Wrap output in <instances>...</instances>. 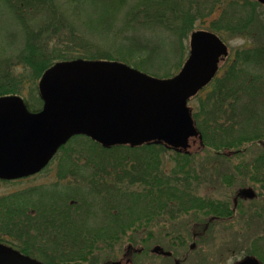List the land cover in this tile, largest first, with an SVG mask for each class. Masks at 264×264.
<instances>
[{"label": "trees", "instance_id": "trees-1", "mask_svg": "<svg viewBox=\"0 0 264 264\" xmlns=\"http://www.w3.org/2000/svg\"><path fill=\"white\" fill-rule=\"evenodd\" d=\"M10 1L15 2L13 6L16 8L14 13L18 20L15 22L17 30L12 32L4 30L0 36L16 40L19 36L22 41L19 47L22 48L18 56L11 57L7 53L13 51H7L15 44L11 46L9 44L7 53L0 54V96L19 94L20 89L17 88L21 84L36 83L43 72L56 61L75 58L119 60L141 66L146 58L151 57L153 50L148 41L137 40L136 32H139V29L156 27L166 30L172 37L179 31L178 24L181 21H187V24H190V17H192L188 9L186 7L184 9L185 0H175L176 2L171 0ZM225 2L226 4L231 3L229 0ZM225 2L218 4L223 5ZM211 3L212 7L209 10H212L214 6V2ZM235 4L238 6L221 10L220 19L215 21L217 23L213 24V28L218 32L225 30V33H231L227 36L229 38L248 32L250 36L253 35L254 39L256 38V41L251 45L236 48L234 63L225 66L222 77L216 78L211 87L206 89L207 96L200 100L194 110V118L202 136L203 148L208 153L204 161L198 164L192 161L188 164L189 154L176 153L174 158L177 157V164H181L180 169L178 172L171 170L170 174L166 175V171L162 168L163 164L157 157L167 149L164 145L152 143L137 147L115 146L105 149L91 140L77 138L63 147L67 150L71 148L79 150L78 155L71 151L77 163L72 166V169L90 174V177L98 176L101 187L107 191L105 194L108 199H99L100 205L97 208L89 206L90 202H88V207L81 204L76 207L79 204L67 205L65 202L69 200V197L62 196L57 209L52 205L53 201L47 202L46 208L39 209L36 205L34 206L37 200H31L34 201L32 203L27 198V205L22 209L20 204L25 198L22 194L12 195L15 197L13 201L0 203V226L1 228L3 224L7 226L4 232L0 229V234L4 233L10 238L13 236L20 243L14 244L1 235L0 241L12 244L24 253L40 256L43 261L50 264H84V261L97 264L105 254L102 250L115 248L125 236L126 229L133 226V223L125 225L123 216L116 214L120 204L109 210L105 209L103 202H118L111 189H116L122 196H126L128 189L134 183L142 182L144 183L143 190L135 193L141 202H146L149 207L148 198L151 191L168 187L170 192L167 194L164 192L165 196L164 194L161 196L167 198L166 201L159 202V204L155 202L157 204L155 210L159 211L153 215L168 213L173 216V212L187 215L192 213L190 216H193L195 220L215 212H220L219 215L223 216L230 214L228 204H215L213 201L216 200L203 195L211 188L217 186L220 189L226 183L249 179L248 175L251 174V180L260 184L262 182L261 188L264 190V143L260 141L264 137V130L259 132V135H237L239 119L237 115L242 99L250 101V98H254L258 101L264 98V14H261L263 20L260 19V14L258 16L256 12L258 5L251 0H239ZM182 12H185V16L183 20H180L178 14ZM239 12L248 14L239 17ZM226 16L227 19L224 20ZM240 29H244L241 30L244 32L240 33ZM174 44L176 43L173 40L168 39V45L171 48ZM257 69H260L258 77L255 75ZM172 74L160 75L154 72V75L161 77H168ZM242 82L248 85L256 82L259 87H241ZM261 105L264 107V100H261ZM245 107L251 108L249 104H245ZM253 115L259 116L260 113ZM255 141L260 143L258 147L260 152L250 154L248 149ZM244 143L252 144L245 146L243 153H238L241 158L239 164L233 163L230 161L228 148L242 150ZM208 145L211 148H207ZM123 150L135 153L131 156L130 154L113 156L114 153ZM87 151L97 156L98 153L102 154L96 160H91L86 157L90 156ZM139 151L150 153L152 158L149 157L147 160L139 159L137 156L135 158ZM244 155H249V158L245 159ZM115 164L120 167L115 169L117 167ZM142 164L147 169L152 168L155 173L152 179L147 175V169L138 170ZM190 165L194 167L191 169ZM72 169H66V172L69 173ZM85 174L80 176L71 174L73 182L83 184L85 187V184L90 183L89 176ZM66 177L60 178L65 179ZM204 184L206 185L205 190H201L202 193L199 194V189ZM174 191H182L179 195V202L172 198ZM9 204L13 209L10 219L5 218V212H11L7 208ZM203 207L206 210L195 212L202 210ZM84 209H88L86 213H83ZM32 211L41 212L33 214ZM98 212H102L100 215L105 214L104 221H99ZM65 214H70L74 222L79 221L80 226L72 225V230L69 232L59 231L60 226L53 220L58 216L66 217ZM90 214L93 216H89ZM213 214L212 217L216 216ZM207 225L210 226L207 222L201 224V230H205ZM11 228L14 232H21V236L9 233L8 229ZM214 228L215 226L212 229ZM28 229L34 230L35 233L30 234ZM102 236H106V239ZM179 239V244L184 247L186 243L184 238ZM100 245L103 246L100 247ZM137 252L135 250L133 253ZM248 253L254 254L250 251ZM88 255H91L90 258Z\"/></svg>", "mask_w": 264, "mask_h": 264}, {"label": "rangeland", "instance_id": "rangeland-1", "mask_svg": "<svg viewBox=\"0 0 264 264\" xmlns=\"http://www.w3.org/2000/svg\"><path fill=\"white\" fill-rule=\"evenodd\" d=\"M229 1H231V3L226 4L225 0H198L197 2L196 0H185L184 9L186 7L188 12H190L189 14L192 15V17H190V24H187V21H181L178 24V33H174L172 37L169 32L164 29L156 27H153L152 29L142 27L138 30L139 32H136L137 40L148 41L152 46L151 48L153 53L150 58L145 59L143 65L136 66L132 63L131 65L152 75H154V72L160 73V75L171 72L177 73L190 54L191 35L196 31H206L216 34L226 44L230 51L228 58L221 59L220 66L225 67L226 65H232V63H234L233 61L235 51L237 50L236 48L251 45L256 41V38L254 39L253 35L250 36L248 32L246 34H238V37L229 38L227 36H230L231 33H225V30H220V32H218L213 28V24L217 23L215 21L218 18L220 19V15L222 13L221 10L223 8L229 9L238 6L235 3L239 0ZM251 1L258 5V11L256 10V12L258 16L260 14L259 18L262 19L261 14H264V7L255 0ZM211 2H214V6L212 10H209V8L212 7L210 6L212 4ZM223 2H225L223 5L218 4H222ZM13 4H15L14 1L0 0V19H2V21H0L1 35L4 30L11 32L17 30L15 22L18 20L14 13L16 8ZM174 14H176V12ZM245 14L247 15L248 13L239 12L238 16L242 17ZM178 15V19L183 20L185 12L179 13ZM168 19L171 20L172 18ZM226 19L227 16L224 20ZM244 19H246V17H244ZM241 30L244 29L239 30L240 33H243L244 31L242 32ZM168 39H171L176 43L172 48L168 45ZM21 42L22 41L19 39V36L17 40L15 38H3L0 36V54H6L9 51H13L7 53V55L11 57L18 56L20 52L19 50L22 48L19 47ZM9 44L10 46L15 44V46L9 49ZM7 49L9 50L7 51ZM150 66L153 67V69ZM255 72L256 77H258L260 69L258 71L255 70ZM261 74L263 75L262 72ZM222 75L223 71L219 72V76L222 77ZM256 82L250 85L242 82L241 87H259ZM17 89H20L19 94L27 101L28 105L31 104L36 107H40L41 103L38 100V80L34 84L23 83ZM206 96L207 90H202L200 94L190 102V105L193 108H197L200 100ZM261 100H264V98ZM261 100L255 101L254 98H250V101H245V99H242L239 105V114L237 115V118H239L237 135H259V132L264 130V107L261 105ZM245 104H249L251 108L247 109ZM257 113H260V115H253ZM196 140L197 139H195V142L192 144L193 148L189 152L190 156L188 158V164H191L192 161L198 164L200 161H204L205 157L208 155L206 150L201 148L199 141ZM260 141L264 143V137L261 138ZM250 144L252 143L242 144V150L239 148H228L230 161L238 163L241 160L239 154L243 153L245 146L248 147ZM259 144V142L255 141L253 144L254 147L251 145V148L248 149L249 153H259ZM207 148L211 147L208 145ZM71 151L77 155L79 153V150L77 151L75 148H71L69 150L65 149L63 152H60L43 171L35 174L34 176L9 181L0 180V203H3V201H13L15 197H12V195L22 194L25 198V200H23L20 204V208L22 209L27 205V198L28 201L32 203H34V201L31 200H37L35 201L34 206L36 205L39 209L46 208L47 202L51 203V201H53L52 205H54L55 209H57L59 200L62 196H64V198L69 197V200L65 202L67 205L79 204L76 205V207H78L81 204L84 207H88V202H90L91 205L89 206L93 208L99 207L100 204L98 200L105 199L107 196L105 193H107V191L104 187H101L98 176L90 177V174L88 175L84 172L72 169L71 172H69L70 175L73 174L80 176L85 174L89 176L88 179L90 183L87 185L85 184V187H83V184L74 183L72 178L71 180L60 179V176L66 177L69 175L66 173V169H69V167H72L76 163V158L72 155ZM87 152L90 153V156L86 157L91 160H96L97 157L102 154L98 153L97 156L94 155L93 152ZM134 153L135 152L131 153L130 151L123 150L112 154L113 156H121L124 154H130L131 156V154ZM136 156L142 160H147L149 157L152 158L150 153L144 151H139V153L135 155V158ZM174 156L175 152L172 150H165L157 155L158 159L161 160L163 164L162 168L166 171V175H169L171 170L173 172H178L180 169L179 166L181 164H177V157L174 158ZM179 157L182 158L183 156ZM244 157L247 159L249 158V155H244ZM129 159L132 160L131 157H129ZM115 165H117L115 169L120 167L118 164ZM221 165L223 166L222 163ZM193 167L194 165H190L191 169ZM140 169L146 170L147 168L144 164H142L138 170ZM198 171H200V169H198ZM146 172L151 179L155 175L152 168H148ZM138 174L141 173L138 172ZM156 175L159 174L156 173ZM248 177L249 179L246 180L226 183L220 189L216 186L215 188H211L203 193L204 196L216 200L213 201L215 204H228L230 209L229 215L225 214L223 216L219 215L220 212H215L212 214L216 216L212 217V214H209V216H201L197 220H195L193 216H190L192 213L187 215L181 213L174 214L173 212V216H170L168 213L153 215V213L156 214L159 211L155 210V206L159 204V202L166 201L167 198L164 197V192L166 194L170 192L168 187L163 189H153L151 191V195L148 198L149 207H147L146 202H141L135 193L143 190L142 187H144V183L142 182L134 183L133 186L128 189L126 196H122L121 193L116 191V189H111L112 194L115 195L118 202H103L105 209L109 210L111 207L114 208L117 204H120L117 208L118 213L116 212V214L123 216L126 223L125 225L133 223V226L126 229L125 236L119 241L120 244L115 246V248L111 250L107 248L106 250H102L105 254L101 257L97 264H104L105 262L111 263L113 260L125 258L127 256L126 253L129 251H132L130 258L134 264H233L245 255H251L248 251L254 253L255 256L258 257V259L264 264V190L261 188L262 182L260 184L252 181L251 174L248 175ZM205 186L206 185L204 184L203 187L199 189V194L202 193L201 190H205ZM245 188L253 189L256 196L248 199L236 197L238 191ZM174 193L175 194L172 198L179 202V195L182 191H174ZM163 194L164 196L161 197ZM71 196L75 197L72 198ZM155 202H157V204H155ZM259 204H261V206H258ZM7 208L10 209L11 212H5V218L10 219V214H12L13 209H11L12 207L10 204ZM87 210L84 209L83 213H86ZM203 210L206 209L203 207L202 210H196L195 212L198 213ZM214 210H216V208H214ZM32 212L33 214H40L41 211H37L35 213L34 211ZM89 212L92 213L90 210ZM100 213L102 212H98L99 221H104L105 214L103 213V215H100ZM65 215L67 216H58V218H53V222L55 221V224L60 226V230L58 229L59 231L69 232L72 230V225L80 226V222H74L70 214ZM89 216H93V214H90ZM204 222L209 223L210 226L207 225L205 230H201L202 227H200V225L204 224ZM83 223H85V221ZM83 223H81V225ZM214 226L215 228L212 229ZM5 227L7 226L3 224L2 228L0 226V229L3 231ZM8 230H10L9 233L11 234H15L18 237L21 236V232L19 231L14 232L12 228ZM28 230L30 234L35 233L32 229ZM1 236L14 244L20 243V241L15 239L13 236L10 238L4 233ZM102 237L105 238L106 236ZM181 237L184 238L186 242L184 247L179 244V238ZM102 246L103 245H100V247ZM156 246L162 247L163 251L169 252L170 254H167V256L163 253L156 254L151 252ZM135 250L139 252L133 253ZM90 256L91 255H88V258H90ZM84 264L92 263L84 261Z\"/></svg>", "mask_w": 264, "mask_h": 264}, {"label": "water", "instance_id": "water-1", "mask_svg": "<svg viewBox=\"0 0 264 264\" xmlns=\"http://www.w3.org/2000/svg\"><path fill=\"white\" fill-rule=\"evenodd\" d=\"M264 5V0H257ZM180 72L158 78L121 62L62 61L39 82L42 108L30 112L19 96L0 98V178L13 179L45 167L73 135L85 134L104 147L150 140L186 148L198 135L190 97L215 76L226 44L196 31ZM254 197L253 189L241 191ZM153 252L170 254L156 246ZM0 264H44L0 242ZM112 264H123L115 261ZM124 264H132L128 260ZM235 264H261L247 256Z\"/></svg>", "mask_w": 264, "mask_h": 264}, {"label": "flooded vegetation", "instance_id": "flooded-vegetation-1", "mask_svg": "<svg viewBox=\"0 0 264 264\" xmlns=\"http://www.w3.org/2000/svg\"><path fill=\"white\" fill-rule=\"evenodd\" d=\"M236 200H237V199H236ZM236 200H235V201H236ZM236 202H237V201H236Z\"/></svg>", "mask_w": 264, "mask_h": 264}]
</instances>
